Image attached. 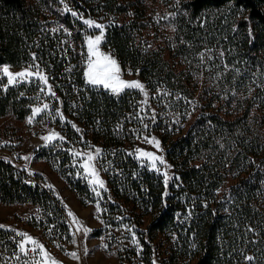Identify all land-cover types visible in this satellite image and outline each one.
I'll return each mask as SVG.
<instances>
[{"label":"trees","instance_id":"trees-1","mask_svg":"<svg viewBox=\"0 0 264 264\" xmlns=\"http://www.w3.org/2000/svg\"><path fill=\"white\" fill-rule=\"evenodd\" d=\"M69 1L86 14L114 16L105 46L147 81L157 110L143 109L138 89L117 94L87 83L88 30L64 0H0V65L38 63L60 98L52 109L61 104L81 127L57 119L67 140L39 155L72 182L67 172L78 165L71 146H101L110 190L129 213L151 217L140 237L144 264H155L156 251L161 264H264V0H177L170 39L148 0ZM205 52L218 76L206 73ZM41 89L39 80L1 84L0 116L27 118ZM147 130L162 136L176 167L167 198L163 178L132 152ZM0 201L37 205L30 223L55 242L71 240L52 190L6 161ZM19 240L0 228V260L18 264Z\"/></svg>","mask_w":264,"mask_h":264},{"label":"rangeland","instance_id":"rangeland-1","mask_svg":"<svg viewBox=\"0 0 264 264\" xmlns=\"http://www.w3.org/2000/svg\"><path fill=\"white\" fill-rule=\"evenodd\" d=\"M167 1L148 0L147 4L149 13L158 19V24L160 21L163 22L159 25L164 32L163 35L168 34L170 39L169 35L174 36L175 33L172 17L178 12L179 6L177 0ZM64 5L67 11L78 14L74 16L82 22L92 20L94 23L104 26L100 30L94 27L90 28L85 24L88 30L86 45L89 37L94 39L96 36L101 35V31H103L99 51L110 55L117 61L120 67V79L126 82L138 81L143 85L142 90L138 89L142 93L143 109L150 110L153 114L156 113L157 108L152 102V91L147 81L133 69H124L114 51L105 46L107 27L113 22L114 16L86 14L80 9L74 8V4L69 0H64ZM206 54V52L201 54V56L204 55L203 58L206 62L205 66L208 70L206 73L218 76L217 71L211 70L214 65L212 64L213 58L211 59L209 55L206 57ZM88 61L89 53L87 64ZM4 68H7L13 74L25 71L34 73L33 76L27 78L16 77L19 80L18 83L39 80L35 75L39 73L47 78V84L39 80L43 85L45 95L36 102L33 109L40 108L41 112L33 115L32 111L25 119H18L13 114L0 116V161L9 162L18 169L24 170L29 176L30 183H39L52 190V193L65 208L71 233L70 241L55 242L50 236L45 235L41 229L30 223L31 217L40 213H38L37 205L31 203L8 204L0 201V228L13 230L20 237L18 255L22 260L19 258L18 264H144L140 259V251L142 250L140 237L144 231H147L151 217L142 216L140 213H129L126 204L110 190L102 167L101 157L103 151L101 146L94 143L88 146H71L70 150L75 154L76 164L78 165V167L67 172L73 178L71 182L65 170L54 163L51 164L44 156L39 155L42 148L51 146L57 141L67 140L63 128L57 123V119L69 120L75 124L74 120L69 119L64 113L61 104L56 109H52V106H54L53 98L56 100H60V98L55 91V86L48 78V73L38 63H30L21 67L3 64L0 65V85L4 84L5 86L8 85V79L3 72ZM186 70L190 69L187 68ZM202 73H205V70ZM201 78V82L204 83L203 80L206 75ZM217 80L215 83L218 87ZM207 86L211 87V83H207ZM49 91L55 95H49ZM45 104L48 105L47 109L43 107ZM30 117L32 118L31 123L28 122ZM75 127L81 130V127L77 124H75ZM52 133L57 135V139L51 143L44 141L43 137ZM154 141L160 142L159 148L156 147ZM167 149L159 133L147 130L132 150L139 162L160 175L164 182V173H167L169 179L165 183L166 198L172 194L171 183L177 175L176 167L169 159ZM97 150L99 151L97 152ZM142 152L153 153L161 157L162 162L156 161V168L153 169V161L149 157L142 156ZM88 154L97 157L92 161V165L99 180L104 183L103 189L97 185L93 190L94 186L88 182L89 175L80 167L87 159ZM79 183L87 185L90 193L80 194L78 187L76 188V184ZM226 184V188H229L234 184V179L227 180ZM97 193H100V195L97 196ZM69 212L72 213V216L68 215ZM28 237H31L32 240H28ZM32 241H35V243ZM21 244H24L23 250ZM71 253H76V255L73 256ZM162 256L160 252L156 251L154 263L161 264ZM12 263L15 264L13 261ZM0 264L8 263L3 259L0 260Z\"/></svg>","mask_w":264,"mask_h":264},{"label":"snow or ice","instance_id":"snow-or-ice-1","mask_svg":"<svg viewBox=\"0 0 264 264\" xmlns=\"http://www.w3.org/2000/svg\"><path fill=\"white\" fill-rule=\"evenodd\" d=\"M72 15H78L76 13H71ZM84 24H86L88 27L96 28L102 30L104 26L94 23L92 20H84ZM103 36V31H101V35L96 36L94 39L89 37L87 41V47H88V53H89V61L87 64V70L85 71V76L87 78V83H89L92 86H102L105 89L110 90L113 93L119 94L120 92L124 91L125 89H143V85L139 83L138 81L134 82H126L120 79V67L117 64V61L112 58L110 55L103 54L99 51V45L101 43ZM94 58V59H93ZM4 74L7 76L8 79V85H14L19 82V80L16 79V77L21 78H27L34 75L32 72H21L17 74H13L9 72L7 68L3 69ZM39 80H42L45 84H47V78L43 75H40L39 73L35 74ZM43 91V89H41ZM51 96H54L55 94L49 91L48 93ZM44 109L48 108V105L45 104ZM41 112L40 108L33 109V115L36 113ZM29 123L32 122V118H29ZM44 141L51 143L53 140L57 139V135L52 133L47 136L43 137ZM156 144V147L159 148L160 142L154 141ZM99 150H97L98 152ZM79 155V154H77ZM142 156L149 157L153 163L152 168H156V161H161L162 158L159 156L154 155L150 152H142ZM97 157L93 156L91 154L87 155V159L83 164L80 165L81 168H83L84 172L89 175V183L94 186H99L101 189L104 187L103 181L99 180L98 175L94 169V166L92 165V161L95 160ZM165 177V183L168 182L169 177L167 176V173H164ZM100 193H97V196H99ZM69 216H72V213H68ZM26 235V234H23ZM28 240H32L31 237H28ZM35 243V241H32ZM74 242V241H73ZM21 249H24V244H21ZM71 255L75 256L76 253H71ZM249 261L252 260V257L247 258Z\"/></svg>","mask_w":264,"mask_h":264}]
</instances>
